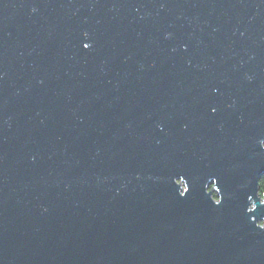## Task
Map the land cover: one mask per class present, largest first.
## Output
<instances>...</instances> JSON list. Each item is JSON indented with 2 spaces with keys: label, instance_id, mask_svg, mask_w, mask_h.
Returning <instances> with one entry per match:
<instances>
[{
  "label": "water",
  "instance_id": "water-1",
  "mask_svg": "<svg viewBox=\"0 0 264 264\" xmlns=\"http://www.w3.org/2000/svg\"><path fill=\"white\" fill-rule=\"evenodd\" d=\"M263 176L264 0H0V264H264Z\"/></svg>",
  "mask_w": 264,
  "mask_h": 264
},
{
  "label": "trees",
  "instance_id": "trees-1",
  "mask_svg": "<svg viewBox=\"0 0 264 264\" xmlns=\"http://www.w3.org/2000/svg\"><path fill=\"white\" fill-rule=\"evenodd\" d=\"M260 186H261V193L264 194V176L261 178Z\"/></svg>",
  "mask_w": 264,
  "mask_h": 264
},
{
  "label": "rangeland",
  "instance_id": "rangeland-1",
  "mask_svg": "<svg viewBox=\"0 0 264 264\" xmlns=\"http://www.w3.org/2000/svg\"><path fill=\"white\" fill-rule=\"evenodd\" d=\"M215 192V196H216V194H217V191H214Z\"/></svg>",
  "mask_w": 264,
  "mask_h": 264
},
{
  "label": "snow or ice",
  "instance_id": "snow-or-ice-1",
  "mask_svg": "<svg viewBox=\"0 0 264 264\" xmlns=\"http://www.w3.org/2000/svg\"><path fill=\"white\" fill-rule=\"evenodd\" d=\"M87 47V45H85Z\"/></svg>",
  "mask_w": 264,
  "mask_h": 264
}]
</instances>
